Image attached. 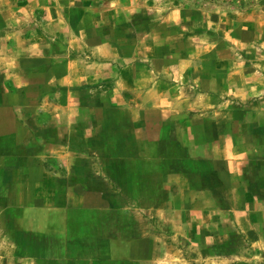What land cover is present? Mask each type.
<instances>
[{
    "label": "crops",
    "instance_id": "1",
    "mask_svg": "<svg viewBox=\"0 0 264 264\" xmlns=\"http://www.w3.org/2000/svg\"><path fill=\"white\" fill-rule=\"evenodd\" d=\"M112 30L56 18L0 34V140L59 147L74 162L63 192L94 193L106 176L101 194H138L172 211L228 200L236 224H259L264 74L213 56L205 40L182 54L179 32L133 43Z\"/></svg>",
    "mask_w": 264,
    "mask_h": 264
},
{
    "label": "rangeland",
    "instance_id": "2",
    "mask_svg": "<svg viewBox=\"0 0 264 264\" xmlns=\"http://www.w3.org/2000/svg\"><path fill=\"white\" fill-rule=\"evenodd\" d=\"M56 18L73 28L111 27L122 42L179 32L182 54L205 40L213 56L264 74V0H0V34ZM1 142L0 264H264L262 209L259 224L244 226L228 200L222 209L206 198L192 210L157 209L138 194H101L106 176L94 193L63 192L74 162L59 147Z\"/></svg>",
    "mask_w": 264,
    "mask_h": 264
}]
</instances>
